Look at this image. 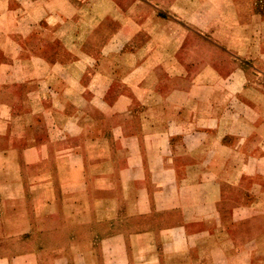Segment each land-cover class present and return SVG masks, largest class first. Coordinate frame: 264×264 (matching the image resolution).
<instances>
[{"label": "crops", "instance_id": "1", "mask_svg": "<svg viewBox=\"0 0 264 264\" xmlns=\"http://www.w3.org/2000/svg\"><path fill=\"white\" fill-rule=\"evenodd\" d=\"M0 264H264V0H0Z\"/></svg>", "mask_w": 264, "mask_h": 264}, {"label": "rangeland", "instance_id": "2", "mask_svg": "<svg viewBox=\"0 0 264 264\" xmlns=\"http://www.w3.org/2000/svg\"><path fill=\"white\" fill-rule=\"evenodd\" d=\"M150 180H151V178H150ZM148 190H151V187H150ZM174 200L176 201L177 198H174ZM236 212H238L239 215H242V216H243V215H244V216H247V215H248V213H247L245 210H243L242 208H240V209H236ZM246 214H247V215H246ZM22 242H23L22 239H15V240H12V241H11V244H13L14 246H17V245H21ZM30 246H32V248H37V247H38V241H35L34 244L32 243ZM30 246H29V247H30Z\"/></svg>", "mask_w": 264, "mask_h": 264}]
</instances>
